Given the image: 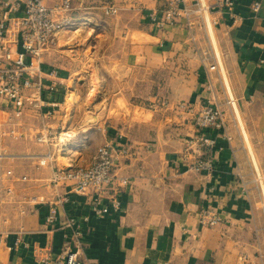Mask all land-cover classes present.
I'll return each instance as SVG.
<instances>
[{
	"label": "crops",
	"instance_id": "1",
	"mask_svg": "<svg viewBox=\"0 0 264 264\" xmlns=\"http://www.w3.org/2000/svg\"><path fill=\"white\" fill-rule=\"evenodd\" d=\"M255 1L262 3L259 12L252 10ZM234 2L236 19L212 13L226 81L209 68L213 48L204 27L190 30L182 19L163 29L151 19L166 0H71L68 17L75 24L91 21L86 34L93 58L81 61L98 68V96L110 99V107L98 121L72 108L71 152L47 166L39 158L49 147L29 136L40 124L36 117L24 116L32 130L25 129L22 138L4 135L9 126L0 127V192L13 190L0 201V264H41V248L61 252L68 233L61 226L69 217L83 226L81 264H264V187L254 166L264 174V0ZM113 3L118 14H103ZM59 74L61 87L70 91L71 76ZM83 76L90 88L92 71ZM180 102L196 109L217 104L224 112L231 140L219 137L223 149L201 155L213 158L212 170L192 168L197 154L183 157L196 128L193 114L178 109ZM108 140L129 145L115 172L132 185L122 194L119 212L97 217L89 198L50 181L64 159L68 167L89 164ZM65 194L70 199L59 205L58 227L52 229L45 224L48 204ZM33 196L38 203L30 201ZM209 207L222 218L213 227L200 222L201 211Z\"/></svg>",
	"mask_w": 264,
	"mask_h": 264
},
{
	"label": "built area",
	"instance_id": "2",
	"mask_svg": "<svg viewBox=\"0 0 264 264\" xmlns=\"http://www.w3.org/2000/svg\"><path fill=\"white\" fill-rule=\"evenodd\" d=\"M234 0H166V6L160 11L151 13V19L160 28L184 23L190 30L196 26L204 27L213 48L209 68L223 75L222 57L214 46L213 27L218 21L212 17L214 11L221 14H233ZM261 1H255L252 10L259 12ZM72 11L71 0H61L53 6L44 0H0V127L9 126L4 135L22 138L27 128L24 116L36 117L40 124L34 129V140L49 147L40 156V165L54 163L58 155L68 150V145L76 134L71 129L64 130L62 112L67 101V89L61 87L59 70L55 67L45 68L43 53L49 44H53L57 36L75 23L68 17ZM115 6L107 12H116ZM224 76V75H223ZM228 103L237 116L236 100L227 86ZM64 86V85H63ZM62 88V89H61ZM178 109L193 114L196 134L186 141L184 158H194L192 168L196 170H212L213 158H202L206 151L223 149L218 140L230 141L224 112L217 104H202L198 109L185 102L178 103ZM65 111V110H64ZM5 118V119H4ZM4 119V121L2 120ZM2 120V121H1ZM59 125H56V123ZM196 149H195V148ZM201 152V153H200ZM203 152V153H202ZM130 147L125 142L108 140L100 145L91 161L86 165L60 168L54 172L50 183L56 187H69L70 192L89 198L94 216L102 217L122 209V194L131 188V179L116 174V166L120 157L129 155ZM8 175L13 176L9 171ZM22 180L27 177L23 176ZM12 188L7 187L0 192V201L12 195ZM69 195L61 196L56 202L48 204L45 224L56 229L58 227V207L69 201ZM38 203V197L30 199ZM88 217L83 218L87 221ZM222 221L221 216L211 207L204 208L200 214V222L213 227ZM68 230L65 235L63 250L54 253L49 248L38 250V261L41 264H81L79 256L83 250L84 230L76 217H69L64 225Z\"/></svg>",
	"mask_w": 264,
	"mask_h": 264
},
{
	"label": "rangeland",
	"instance_id": "3",
	"mask_svg": "<svg viewBox=\"0 0 264 264\" xmlns=\"http://www.w3.org/2000/svg\"><path fill=\"white\" fill-rule=\"evenodd\" d=\"M95 4L98 5V2H95L94 6ZM106 6H115V9H117V11L107 12V9L109 8L108 7L107 9L103 10V14H118V8L114 3ZM92 10L98 11L99 9L94 8ZM96 14L100 13L96 12ZM89 29H91V21L85 20L84 22L74 24L72 27L63 30L57 36L55 42L53 44H49L43 53V59L47 66L55 67L62 72H66L69 77L71 76V80L68 81L70 91L67 90V93H70V95L67 97V103L65 105L68 111V117L64 119L63 125L64 130L71 129V134L76 133V130H74V128L70 127V124H68L70 118L72 117V115L70 114L72 108L73 110L76 108L79 112H83V115L86 114L87 117L88 115H90L88 118H90L91 120L98 121L99 113L103 110L108 109L111 102L110 99L103 100L98 96L100 88L97 79L98 68L92 64L91 66H83V63L81 61L84 57L88 58L89 60L93 58L92 48L88 44L90 36H87L86 34ZM213 42L214 46L217 49L218 43L216 42L215 35ZM90 70L92 71L93 78L91 86L90 88H88L86 84H83V81L85 79L83 75L90 74ZM223 75L226 81H228V76L225 70L223 71ZM67 147L68 150H66L64 154L58 155V158L70 154V149H72L73 146L69 144ZM78 147L81 148L82 146ZM63 162L64 163L61 165V168L69 166L65 159ZM254 166L256 170L257 183L264 187V174L261 171L262 169L258 164H255Z\"/></svg>",
	"mask_w": 264,
	"mask_h": 264
}]
</instances>
